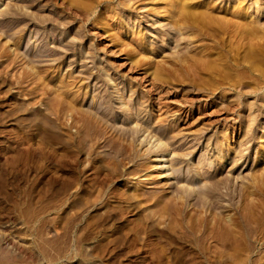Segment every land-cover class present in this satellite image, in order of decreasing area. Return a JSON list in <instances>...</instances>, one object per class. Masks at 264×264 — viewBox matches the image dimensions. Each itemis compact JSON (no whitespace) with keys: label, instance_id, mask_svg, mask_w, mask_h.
<instances>
[{"label":"rangeland","instance_id":"obj_1","mask_svg":"<svg viewBox=\"0 0 264 264\" xmlns=\"http://www.w3.org/2000/svg\"><path fill=\"white\" fill-rule=\"evenodd\" d=\"M0 264H264V0H0Z\"/></svg>","mask_w":264,"mask_h":264},{"label":"bare ground","instance_id":"obj_2","mask_svg":"<svg viewBox=\"0 0 264 264\" xmlns=\"http://www.w3.org/2000/svg\"><path fill=\"white\" fill-rule=\"evenodd\" d=\"M169 4H170V3H169ZM171 4H172V3H171ZM179 6H180V5H179ZM179 6H178V7H179ZM187 9H188V8H186L185 6H183L182 11H181L183 15H186V17H187V15H188V14H187V12H188ZM189 11H190V10H189ZM188 13H189V12H188ZM192 13L194 14L193 11H192ZM195 13H196V12H195ZM195 15H196V14H195ZM197 15H198V13H197ZM199 15H200V14H199ZM208 15H209V14H208ZM201 16H202V14H201ZM203 16H204V15H203ZM184 17H185V16H184ZM192 17H193V15H192ZM194 17H195V16H194ZM194 17H193V19H192V18H191V19H192V20H195ZM197 17H199V16H197ZM197 17H196V18H197ZM205 17H206V16H205ZM217 17H218V16H217ZM187 18H188V17H187ZM201 18H202V17H201ZM188 19H189V18H188ZM203 19H204V18H203ZM196 20H197V19H196ZM199 20H201V19H199ZM188 21H189V20H188ZM210 21H211V22L218 23V21H216L215 18H214V20L211 19ZM200 22H201V21H200ZM200 22H198V20H197L196 22L194 21L193 23L196 24V23H200ZM205 22H206V21H205ZM215 23H213V24H215ZM219 23H221L220 20H219ZM247 23H248V22H247ZM199 25H200V24H199ZM216 25H217V24H216ZM221 25H222V24H221ZM221 25H220V26H221ZM243 25H244V24H243ZM246 26H247V25H246ZM192 27H193V26H192ZM221 27H222V26H221ZM221 27H220V28H221ZM244 27H245V26H244ZM242 29H243L242 32L245 33V34L253 33V32H251L252 30H251L250 28H242ZM253 29H255V28H253ZM232 35H233V34H232ZM227 36H228V35H227ZM195 61H196V60H195ZM198 62H199V61H198ZM198 62H197V63H198ZM201 62H202V61H201ZM206 65H208V64H206ZM208 66H209V65H208ZM159 157H160V156H159ZM161 157H162V156H161ZM153 160H154V161H159V162H161V163L169 162L168 159L163 158V157H162V158H159V159H153ZM158 168H161V167H158ZM159 173H160V172H159ZM156 174H157V173H156ZM159 176H160V175H159ZM9 245H10V244H9ZM9 253H10V252H9ZM5 254H6V253H5ZM9 258H10V257H9Z\"/></svg>","mask_w":264,"mask_h":264}]
</instances>
